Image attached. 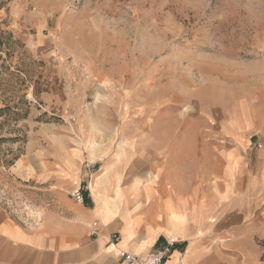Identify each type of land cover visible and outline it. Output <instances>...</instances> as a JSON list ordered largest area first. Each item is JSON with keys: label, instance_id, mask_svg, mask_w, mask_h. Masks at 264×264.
<instances>
[{"label": "rangeland", "instance_id": "rangeland-1", "mask_svg": "<svg viewBox=\"0 0 264 264\" xmlns=\"http://www.w3.org/2000/svg\"><path fill=\"white\" fill-rule=\"evenodd\" d=\"M114 161L127 189L160 167L163 198L207 213L192 243L221 246L217 176L237 167L242 204L264 185V0H0V208L72 220L80 185L120 188ZM241 232L264 264V230Z\"/></svg>", "mask_w": 264, "mask_h": 264}, {"label": "crops", "instance_id": "crops-1", "mask_svg": "<svg viewBox=\"0 0 264 264\" xmlns=\"http://www.w3.org/2000/svg\"><path fill=\"white\" fill-rule=\"evenodd\" d=\"M115 163L120 188L103 191L101 175L100 196L95 197L89 188V194H85L88 207L83 206L80 215L72 220L33 223L0 208V264H126L119 257L120 251L149 255L166 246L175 236L179 238V243L174 247L170 264L180 258H185L188 264H252L254 259H244V251L238 247V235H242L244 230H264L263 184L254 189L249 186L247 193H253L252 199L242 204L238 202L237 167L231 166L217 176L218 198L221 201L218 227L220 235L226 240L211 253L202 246L203 243H192L193 238L189 234L194 226L203 224L207 213L202 208L197 209L191 197L180 199L171 194L163 198L164 189L159 190L156 185L158 177H162L160 167L147 178L153 181L149 190L141 180L127 189L122 186L123 170L119 171ZM55 165L49 162L51 172L55 170ZM137 166L145 168L143 162ZM207 178L210 180L211 176ZM161 179L164 180L163 177ZM139 181L142 183L139 184ZM157 194L160 195L158 198L154 196ZM153 196L152 220L130 221V202L138 200L141 204L143 200L148 203ZM171 211L173 215L169 216ZM93 220L100 223L98 237H92L89 232ZM230 234L234 235L232 239L226 237Z\"/></svg>", "mask_w": 264, "mask_h": 264}, {"label": "built area", "instance_id": "built-area-1", "mask_svg": "<svg viewBox=\"0 0 264 264\" xmlns=\"http://www.w3.org/2000/svg\"><path fill=\"white\" fill-rule=\"evenodd\" d=\"M261 147V146H260ZM89 191V187H81L73 192L70 196L78 205H85L86 203V192ZM89 232L92 237H98L100 232V223L97 220H94L89 227ZM179 243V238L174 237L168 241L167 245L159 248L155 252L149 255H138L129 251L122 250L119 252V257L126 264H170L169 260L173 253L174 247ZM172 264H188L185 258H180L179 261Z\"/></svg>", "mask_w": 264, "mask_h": 264}, {"label": "bare ground", "instance_id": "bare-ground-1", "mask_svg": "<svg viewBox=\"0 0 264 264\" xmlns=\"http://www.w3.org/2000/svg\"><path fill=\"white\" fill-rule=\"evenodd\" d=\"M124 143V145H125V142H123ZM148 180H150L151 181V183L153 184V181H152V179H148ZM140 184V183H139ZM99 185H100V181L99 180H93L92 182H90V185H89V188H90V190L92 191V193H93V195H95V197H99L100 195H99V190H98V187H99ZM102 200H104V199H102ZM106 202V201H105ZM102 206V205H101ZM100 207V206H99ZM103 208V207H102ZM167 212L169 211L168 210V208H167V210H166ZM99 213V212H98ZM168 214V213H167ZM177 214V213H176ZM169 216L171 215H173V212L171 211V214H168ZM105 217V216H104ZM105 221V220H104ZM172 224V223H171ZM176 231V230H175ZM176 237V236H175ZM174 238V237H173Z\"/></svg>", "mask_w": 264, "mask_h": 264}]
</instances>
